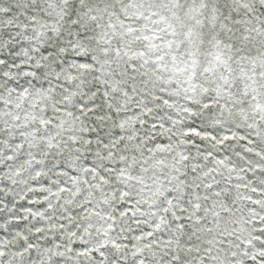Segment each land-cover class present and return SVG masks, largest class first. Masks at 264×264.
<instances>
[{
	"label": "snow or ice",
	"instance_id": "snow-or-ice-1",
	"mask_svg": "<svg viewBox=\"0 0 264 264\" xmlns=\"http://www.w3.org/2000/svg\"><path fill=\"white\" fill-rule=\"evenodd\" d=\"M0 264H264V0H0Z\"/></svg>",
	"mask_w": 264,
	"mask_h": 264
}]
</instances>
